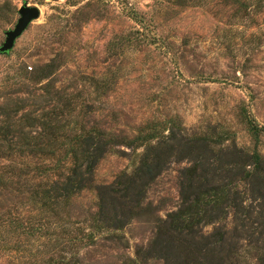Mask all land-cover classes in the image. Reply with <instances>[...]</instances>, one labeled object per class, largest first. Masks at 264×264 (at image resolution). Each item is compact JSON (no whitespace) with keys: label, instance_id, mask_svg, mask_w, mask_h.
Wrapping results in <instances>:
<instances>
[{"label":"rangeland","instance_id":"obj_1","mask_svg":"<svg viewBox=\"0 0 264 264\" xmlns=\"http://www.w3.org/2000/svg\"><path fill=\"white\" fill-rule=\"evenodd\" d=\"M25 4L41 15L0 54V111L13 107L5 102L40 103L51 83L75 103L70 127L133 139L154 123L166 134L178 120L188 134L228 135L225 145L264 157V129L253 128L264 126V0H0V46ZM48 63L56 65L49 78L25 74L48 72ZM143 149L121 145L106 154L94 185L132 172ZM70 163L65 153L0 157V264L74 255L83 264H163L139 251L155 220L179 205L180 170L188 162L170 163L148 190L152 211L117 231L94 227V189L43 206L39 197ZM25 167L31 174L19 178Z\"/></svg>","mask_w":264,"mask_h":264},{"label":"trees","instance_id":"obj_2","mask_svg":"<svg viewBox=\"0 0 264 264\" xmlns=\"http://www.w3.org/2000/svg\"><path fill=\"white\" fill-rule=\"evenodd\" d=\"M55 67L48 63V72L25 74L42 80ZM5 104L13 107L9 111L1 107L0 157L12 152L20 156L65 153L71 161L68 172L39 197L43 206L53 208L60 199L94 189L98 199L94 227L122 230L152 211L145 204L148 190L169 164L187 161L179 175V205L155 220V233L140 249V256L163 264H264V157L258 151L225 145L228 135L188 134L178 120L172 121L166 134L154 123L133 139L97 128L70 127L75 103L66 91H53L51 83L40 103L22 99ZM29 105L35 107L25 110ZM253 128L259 132L264 126ZM121 145L134 150L144 147L134 156L133 171L121 173L110 184L94 185L98 162ZM31 171L22 168L18 177L27 178ZM208 226L213 229L206 231ZM48 264L83 263L74 255Z\"/></svg>","mask_w":264,"mask_h":264},{"label":"water","instance_id":"obj_3","mask_svg":"<svg viewBox=\"0 0 264 264\" xmlns=\"http://www.w3.org/2000/svg\"><path fill=\"white\" fill-rule=\"evenodd\" d=\"M19 18L14 28L9 29L5 32V41L0 46V54H5L10 52L18 38H20L23 33L30 27V25L39 19L41 15L40 8L38 6H31L28 4L22 5L18 9Z\"/></svg>","mask_w":264,"mask_h":264}]
</instances>
